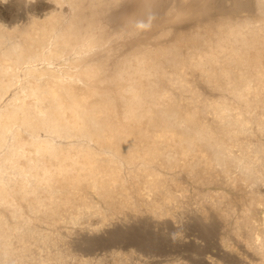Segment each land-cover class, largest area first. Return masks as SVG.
Listing matches in <instances>:
<instances>
[{
	"label": "bare ground",
	"instance_id": "bare-ground-1",
	"mask_svg": "<svg viewBox=\"0 0 264 264\" xmlns=\"http://www.w3.org/2000/svg\"><path fill=\"white\" fill-rule=\"evenodd\" d=\"M0 264H264V0H0Z\"/></svg>",
	"mask_w": 264,
	"mask_h": 264
}]
</instances>
